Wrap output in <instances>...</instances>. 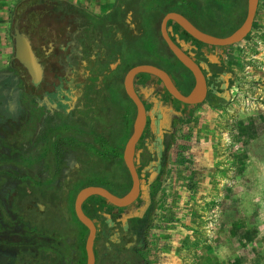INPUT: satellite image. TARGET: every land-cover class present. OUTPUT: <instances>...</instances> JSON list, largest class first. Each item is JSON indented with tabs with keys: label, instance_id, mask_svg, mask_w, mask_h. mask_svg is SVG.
I'll return each mask as SVG.
<instances>
[{
	"label": "rangeland",
	"instance_id": "rangeland-1",
	"mask_svg": "<svg viewBox=\"0 0 264 264\" xmlns=\"http://www.w3.org/2000/svg\"><path fill=\"white\" fill-rule=\"evenodd\" d=\"M68 1L98 15L108 11L114 2ZM229 4L227 11L218 16L219 23L202 16L192 20L200 28L226 35L240 24L246 8L245 0H230ZM67 6L58 0H0V70L10 69L11 61L19 66L13 56L11 30L14 17L21 9L18 17L34 45L39 48L41 43L49 41L57 51L51 56L58 61L56 73L68 77L71 73L68 63L72 62L81 79L82 64L91 48L80 55L83 47L79 42V28L75 34L67 35V25L78 26L77 17L65 10ZM180 10L188 16L185 7ZM168 26L178 28L171 20ZM154 30L152 21L150 32ZM156 36L152 46L138 56L168 70L177 84L171 69L184 76L188 71ZM74 38L78 39L75 48H80V53L75 52ZM198 45L217 55L233 72L230 96L214 104L204 101L193 106L174 100L178 116L164 138L162 166L149 188L151 208L144 253L150 264H264V0H258L252 28L242 41L225 47L200 42ZM47 63L49 67L50 62ZM48 67L46 76L52 71ZM117 70L110 77L103 74V78L114 80L108 83L117 90V103L131 112L132 106L119 92ZM89 109L97 117L95 125L98 123L102 128L117 123L121 112L109 106L106 95L101 98L95 91ZM144 140L140 138L136 151L144 147ZM182 150L184 155L180 154ZM93 159L89 163H94ZM247 161L250 169L245 166ZM136 165L141 167L138 161ZM114 171L118 177L123 176L118 166H114ZM147 177L145 174L141 182H146ZM118 184L114 182L115 187ZM28 216L48 222L55 220L60 224L61 234L73 235V231L81 229L74 221L69 223V219L65 225L62 214L30 211Z\"/></svg>",
	"mask_w": 264,
	"mask_h": 264
},
{
	"label": "flooded vegetation",
	"instance_id": "flooded-vegetation-1",
	"mask_svg": "<svg viewBox=\"0 0 264 264\" xmlns=\"http://www.w3.org/2000/svg\"><path fill=\"white\" fill-rule=\"evenodd\" d=\"M20 11L14 20L28 35L18 17ZM78 28L79 24L77 28L67 25V35L70 32L75 34ZM170 32L172 38L177 34L178 38L194 44V47L185 50L197 63L202 62L205 66L202 67L207 86L204 101L214 104L228 99L233 72L217 55L207 57L206 54L210 53L201 49L198 42L179 26ZM28 37L42 66L41 78L34 81L27 68L16 58L19 66L11 61L10 69L0 70V264H75L76 231L73 235L67 233L65 246L56 244L48 232L58 227L59 223L32 219L28 213L64 215V209L58 206L64 207L70 199L78 179V168L93 165V162L89 163V159L94 158L92 154L86 163L79 160V143L87 139L92 144L94 142L95 115L90 112L87 99L92 96L99 81L89 80V64L86 61L82 64L81 79L72 62L68 63L71 73L66 78L61 77L56 73L58 61L51 58L56 51L50 46L51 42L41 43L37 48ZM77 44L78 39L74 38V48ZM78 51L80 53V48L76 47L75 52ZM80 55H85L82 48ZM68 60L71 61L70 58ZM47 62H50L49 67ZM46 66L52 70L47 76ZM147 75L138 74L134 79V87L147 113L141 136L145 138L144 147L135 155V164L146 161L145 165L140 164V168L136 165L140 176L137 199L124 207L113 206L98 196H90L82 202V210L96 227L93 241L95 262L150 264L144 253L150 210V199L147 200L145 191H150L152 182L145 188L148 177L144 183L141 178L145 174L149 176V169L156 167L157 160L161 163L164 138L171 132L178 110L175 98L162 88L156 77ZM149 83L154 84L156 89L147 97L141 89ZM153 103L157 105V115H151ZM79 189L72 197V207ZM34 201L38 205L33 204ZM94 208H97L96 211ZM64 219L66 225L65 215ZM71 222L73 220L69 219Z\"/></svg>",
	"mask_w": 264,
	"mask_h": 264
},
{
	"label": "trees",
	"instance_id": "trees-1",
	"mask_svg": "<svg viewBox=\"0 0 264 264\" xmlns=\"http://www.w3.org/2000/svg\"><path fill=\"white\" fill-rule=\"evenodd\" d=\"M63 1L68 4L65 10L73 13L74 16L77 17L79 29L81 30L79 37L80 44L85 52L89 51V48H91V52L86 53V63L89 64L87 66L89 73L88 78L89 80L99 81L92 93L94 94V91L95 94L100 93L101 98L106 95L109 106L111 104L117 112L121 109V112H119L120 115H118V122L110 124L109 128H102L103 126L96 123L93 144L88 139L80 141L79 160H83L86 163L90 155L93 154L95 161L93 166H80L78 168V179L73 186L70 199L64 207L58 206L60 209H64V215L67 219H71L81 226V229L77 228L75 233L77 240L75 245L77 259L75 264H84L85 252L83 245L87 234V228L77 219L73 212L72 197L75 191L87 184H99L116 194H123L130 186V175L123 163L121 154L123 145L131 132L135 105L123 90L122 77L124 72L136 63L148 62L146 59H141L138 55L142 56V52L152 46L156 41V35L162 40L168 53L177 62L183 65L167 47L160 34L159 24L162 16L166 12L172 10L183 13L180 7H185L189 14L188 16L183 14L192 22V19L195 17L202 16L208 17L211 22L219 23L221 20L218 16L227 11L226 8L230 0H114L111 8L99 15L92 13L80 5L71 3L68 0H58L60 4H62ZM208 12L209 14H207ZM244 15L245 9L238 24L243 20ZM152 21L155 22L154 33L150 32ZM201 29L205 30L203 28ZM199 53L202 54L201 52ZM116 69H118L116 81L120 85L119 92L120 94L122 93L121 96H125V99L132 106L131 112H129L127 108L126 110L122 109V106L117 103V95L115 92L117 90H113L112 84L108 83L114 80L108 81L103 78V74H109L110 77V74ZM171 70L173 71L172 74L178 80V85L175 81L174 83L183 93H187L193 84L191 72L187 69L188 75L184 76L182 73L180 74L179 71L176 72L175 68ZM91 98L92 96L87 99L89 104ZM95 121H97L96 115ZM180 154L184 155V151H180ZM139 163L145 165L146 161L144 160ZM114 166H118L123 171V176L121 178L118 177V173L114 171ZM115 181L119 183L117 187L114 186ZM145 196L147 200L150 199V191L146 190ZM96 209L97 208H94V211H96ZM46 224L49 226L48 222H46ZM59 230L60 224L58 227L49 229L48 234H52L56 244L65 246L67 244L66 238L69 235H67V233L61 234L58 232ZM103 262L105 261H97L95 264H106Z\"/></svg>",
	"mask_w": 264,
	"mask_h": 264
},
{
	"label": "water",
	"instance_id": "water-1",
	"mask_svg": "<svg viewBox=\"0 0 264 264\" xmlns=\"http://www.w3.org/2000/svg\"><path fill=\"white\" fill-rule=\"evenodd\" d=\"M245 2L246 8L243 20L230 33L223 36L202 30L179 11H168L162 16L159 30L163 40L173 55L192 74L193 84L189 92H181L175 85L169 73L164 68L153 63H136L124 72L122 77V87L125 94L135 105L131 132L123 145L121 154L123 163L130 175V186L123 194H116L105 186L99 184H87L77 191L73 206L74 213L77 219L87 228V234L83 245L85 252L84 264L95 263L93 241L96 234V227L93 220L82 210V202L90 196H98L113 206L124 207L132 204L140 193V176L135 164V155L136 145L142 136L147 113L144 102L134 87L135 77L138 74H149L156 77L162 88H164L173 98L184 104L195 105L205 99L207 86L205 75L202 72V67L205 66L202 62L197 63L185 50V48L194 47V44H190L184 39L178 38L177 34H174L175 37L172 38V32H170L171 27L168 26V21L171 20L175 22L189 36L201 43L214 47L229 46L242 41L252 28L258 0H245ZM11 35L13 39V56L27 68L33 80L38 81L42 76L41 63L38 61L34 53L28 35L20 30L17 20L13 21ZM206 56L211 57L216 55L210 53L206 54ZM157 162L156 167L149 169L148 181L144 186L145 188L154 181L159 173L161 163L160 160H157ZM33 204L38 205L35 201Z\"/></svg>",
	"mask_w": 264,
	"mask_h": 264
},
{
	"label": "crops",
	"instance_id": "crops-1",
	"mask_svg": "<svg viewBox=\"0 0 264 264\" xmlns=\"http://www.w3.org/2000/svg\"><path fill=\"white\" fill-rule=\"evenodd\" d=\"M157 87V86H156ZM154 89H156L155 87H154V84H152V83H149V84H145L143 87H142V91L143 92H145L147 95V97H149V95L151 94V93H153V91H154ZM153 105H154V107L151 109V115H157V113H156V111H158L157 110V105L156 104H154L153 103ZM178 112V111H177ZM213 153V152H212ZM226 161V160H225ZM245 166H246V168H248V169H250V167H248V161L246 162V164H245ZM248 181H249V179H247ZM202 183V182H201ZM249 184V183H248Z\"/></svg>",
	"mask_w": 264,
	"mask_h": 264
}]
</instances>
